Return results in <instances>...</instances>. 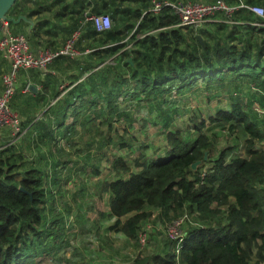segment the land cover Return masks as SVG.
Returning <instances> with one entry per match:
<instances>
[{"label": "trees", "instance_id": "16d2710c", "mask_svg": "<svg viewBox=\"0 0 264 264\" xmlns=\"http://www.w3.org/2000/svg\"><path fill=\"white\" fill-rule=\"evenodd\" d=\"M124 1L17 0L6 14L7 19L34 17L30 31L11 30L26 38L34 55L55 54L70 41L77 54H58L45 70L17 74L9 108L18 116L21 132L13 135L9 126L0 131V137L3 132L10 135L6 142L0 141V264H35L37 254L56 251L57 245L49 240L51 236L57 240L62 230L63 215L48 218L46 205V187L61 179L55 151L24 150V140L36 148L46 138L56 142L50 128L64 139L89 133L90 127L98 131L97 150L117 147L132 155L133 144L124 136L116 142L109 125L103 134L99 124L93 123V116L100 112H90L107 106L109 120L116 115L129 120V112L115 110L123 101H138L160 116L166 147L163 155L135 158L133 169L121 156H111L113 179L100 186L101 195L108 199L100 218L114 219L108 231L133 241L138 237L139 243V235H147L148 227L154 226L141 227L153 212L156 220H170L157 225L165 230L161 253H138L131 264H264V19L238 8L230 16L218 12L223 23L183 31L168 7L152 10L153 1L163 0H145L143 10L122 8ZM256 4L264 8V0ZM99 15L110 17L108 30L96 31L87 19ZM65 21L68 26L62 27ZM55 23L62 28L50 27ZM56 34L60 43L54 40ZM80 36L92 42L79 49ZM2 54L0 50V96L2 76L10 70ZM60 67L75 72L64 78L69 89L65 84L58 89ZM25 72L30 73L28 83L17 90L18 75ZM32 74L36 78L30 80ZM77 78L81 80L75 82ZM30 81L38 83L33 84L38 92L27 89ZM200 85L209 97L226 94L231 99L207 123L192 116L186 131L169 129L170 114L177 110L165 96L172 91L184 94ZM46 89L51 98L45 99ZM241 89L245 93L233 99L232 94L237 96ZM107 117L103 114L102 121ZM40 121L45 125L38 126ZM222 137L232 145L218 147ZM83 146L89 147L90 140L83 141ZM197 161L200 168L192 170ZM175 220L183 222L177 252V239H170L166 231ZM184 223L188 225L181 229ZM60 244L67 246L62 239Z\"/></svg>", "mask_w": 264, "mask_h": 264}, {"label": "rangeland", "instance_id": "374dc122", "mask_svg": "<svg viewBox=\"0 0 264 264\" xmlns=\"http://www.w3.org/2000/svg\"><path fill=\"white\" fill-rule=\"evenodd\" d=\"M201 88L200 85L198 89L193 88L184 94L172 91L165 96L169 102L174 101L169 105H173V109L177 110L176 113L170 114L169 129L186 131L191 127L189 119L192 116L207 123V118L213 116L216 110L225 108L231 99V95L226 94L209 97ZM244 93L245 90L241 89L237 96L236 93L232 94V98H240ZM139 103L138 101H123L115 107L118 113L129 112V120L118 115L109 120L107 106L90 109V112H100L99 115L93 116V123L99 124L102 133L105 130L109 131L107 128L109 125L110 133L114 134L112 138L116 142L124 136L130 145L133 144L129 147V150L133 152L132 155H128L125 149L117 150V147L97 150L98 131L90 127L88 128L89 133L85 132L83 138L76 143L78 146L63 141L62 144L68 150H54V157L58 162L56 169L61 179L54 186L46 187V205L48 218H56L57 213L63 215V223L58 222L62 230L57 240L52 236L49 240L50 243L57 245L56 251L48 255L37 254L35 264H131L132 259L138 253L144 256L161 253L160 250L164 247L166 237L163 232L165 230L157 225L167 224L170 220L165 218L156 220V211L141 224V227L145 223L154 225L148 227L146 237L144 233L140 235L143 246L139 243L138 237L133 241L121 233L108 231L114 219L100 218V212L107 209L108 201L107 197L101 195L100 186L104 181L113 179L111 156H121L124 162L131 164L133 169V161L140 155L142 158L139 160L142 161L144 156L150 157L151 154L165 152L166 146L160 131L163 129L159 123L160 116ZM103 114L110 123L102 121ZM41 125H45L43 121L38 123V126ZM74 139L75 137L72 140ZM86 140H90V146L87 148L83 146V141ZM228 144L232 145V141L224 137L217 140V146L220 148ZM143 146H147V149H143ZM260 148L262 146L256 147V149ZM200 166L201 163L195 169H199ZM51 168L53 169L52 164ZM67 176L70 179L65 182ZM186 225L188 224L184 223L181 229ZM60 239L64 240L67 246L60 244Z\"/></svg>", "mask_w": 264, "mask_h": 264}, {"label": "built area", "instance_id": "2783aa9c", "mask_svg": "<svg viewBox=\"0 0 264 264\" xmlns=\"http://www.w3.org/2000/svg\"><path fill=\"white\" fill-rule=\"evenodd\" d=\"M165 7H168L172 14L177 16L180 27L183 29L194 30L200 28L218 12H223L225 15L230 16L234 11L227 8V6L221 1H216L212 4L153 1L152 10L154 12H159ZM243 7L259 18L264 19V8L259 6ZM87 19L92 22L96 31L101 32L108 30L111 25V19L108 15L89 16ZM252 24L254 26L259 25L258 23ZM0 29L2 31V35L0 37V50L3 53V58L10 64L9 72L2 76L4 91L0 96V131L3 127L9 126L13 129V134L17 135L21 132L19 118L9 108V101L15 91L17 74L21 70H45L46 66L55 55L64 54L74 57L77 53L72 49L73 42L70 41L62 50L55 54L39 53L38 55H34L30 51L28 41L24 36L14 35L8 30L7 21H1ZM182 223L183 222L181 220H175L166 230L170 239H177L175 244L176 252L179 250L181 244V236L178 235L180 233V226ZM140 235L139 240L142 244Z\"/></svg>", "mask_w": 264, "mask_h": 264}, {"label": "crops", "instance_id": "0c3cea01", "mask_svg": "<svg viewBox=\"0 0 264 264\" xmlns=\"http://www.w3.org/2000/svg\"><path fill=\"white\" fill-rule=\"evenodd\" d=\"M144 1L145 0H126V1H124L122 3V8H130L131 10L141 9ZM148 1L149 0H146L145 3L148 2ZM163 1H167V2H170V3L188 2V3H201V4H211V3H215L216 1H221L227 6V8H229L231 10L238 9V8H244L243 6H249V5H245V4H247V2H253L254 6H258V4H256V3H260V0H163ZM243 3H245V4H243ZM259 6H261V5H259ZM143 9H144V7H143ZM143 9H141V10H143ZM31 20L33 21V24H34L35 23L34 17H32ZM223 22L224 21L222 19V13H218V14L216 13L210 20H208L204 24L207 23V24H216L217 25V24L223 23ZM53 26H55L56 28H62V27L68 26V23L66 21L61 23L62 27L60 26L59 23H55V24L51 25L50 27H53ZM8 30L10 32H11V30H12V32L17 30L18 33H21V32L30 31V28H29L28 24L25 23V25L22 24V25H19L17 27H11V29L8 26ZM182 30L183 31H187V30H190V29H183L182 28ZM50 32H53V29H51ZM57 32H59V29H57ZM16 35H20V34H16ZM80 37H81V39L79 40V45H78L79 49H82L83 47L87 46V44L92 42V40L88 36H85V37L80 36ZM54 40L57 43H60V34H56V36H54ZM5 67L6 68L8 67L7 63L5 64ZM60 68H61V70H56V74L60 75V77L62 78V82H64V83L61 82V84L58 86V89H59V87L62 88L64 84H65L66 89H69V86H67V83L65 82L64 78L66 77V80H67V76L69 74L75 73V72L74 71H70V70H66V69H64L62 67H60ZM27 73L28 72H25L24 74L20 73L18 75L17 90L20 89L22 84H24V83L27 84L28 83V79H29L28 74H30V73H28V74ZM34 73H37V75H38V72H34ZM33 78H36L35 74H32V77H31L30 80H32ZM80 80H81V78H77L75 80V82L80 81ZM31 83L32 84H28L27 85V89H28L29 85L38 84V83H34V82H31ZM81 84H82V89H85L86 88V84L84 82H81ZM34 87L36 88L35 93L38 92L39 87L36 86V85ZM84 96H88V93H86ZM47 98H51V96L49 95V93H48V91L46 89V91H45V99H47ZM50 117H52V116H50ZM50 117H44V118H49L50 119ZM67 123H71V120L69 119L67 121ZM50 130L52 131L53 135L56 138V142L55 143H51L50 139L46 138V139H44L42 141V143H41V145H39V147L33 148V144L31 145V143H29V141H27L25 139L23 144H22V148L24 150H29V149H32V150H68L62 144V142L64 141L66 143L70 142L71 144H76L78 142V140H81L83 138V135L85 133V132H83V133H80V134L76 135L75 139L72 140L73 138H71V137H65L64 139H62L60 134L57 132V130L55 128H50ZM9 138H10V135H8L7 132H3L1 134L0 141L6 142L7 140H9ZM76 146H78V144H76ZM71 148H72V146H71ZM76 150H80V149H76ZM46 154H47V156L49 155L48 153H46ZM157 155H163V154H156V155H152V156H157ZM49 157H51V156L49 155Z\"/></svg>", "mask_w": 264, "mask_h": 264}, {"label": "water", "instance_id": "95a60500", "mask_svg": "<svg viewBox=\"0 0 264 264\" xmlns=\"http://www.w3.org/2000/svg\"><path fill=\"white\" fill-rule=\"evenodd\" d=\"M17 0H0V22L7 20L8 23L11 24H18L20 22H24L28 24L29 28L31 29L33 27V21L31 18H28L25 15H20L16 19L15 18H6L7 12L10 10V8L15 4ZM197 39L200 43H202V40L199 36H197ZM129 63H131V60H128ZM28 89L35 92L36 88L33 85H29ZM206 159V153H204V160ZM201 163L200 161H197L191 165V169L195 170L196 166Z\"/></svg>", "mask_w": 264, "mask_h": 264}]
</instances>
